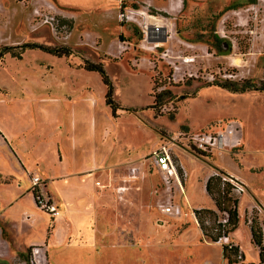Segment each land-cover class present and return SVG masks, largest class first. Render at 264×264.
Masks as SVG:
<instances>
[{"label": "rangeland", "instance_id": "obj_1", "mask_svg": "<svg viewBox=\"0 0 264 264\" xmlns=\"http://www.w3.org/2000/svg\"><path fill=\"white\" fill-rule=\"evenodd\" d=\"M231 1L0 0L1 46L71 50L57 57L29 49L0 60V169L15 175L0 174V213L15 224L13 234L0 224L11 242L0 240V264H31L32 247L40 264H229L193 212L210 205L205 178L217 170L244 186L230 235L242 254L236 264H260L250 225L258 222L264 241V91L209 84L264 83V0L221 13ZM132 6L170 37L149 41L142 17L121 20L119 12ZM212 34L225 40V51L210 45ZM85 61L101 63L109 76L114 115L106 86ZM236 124L238 147L205 155L174 144L182 132ZM164 144L186 172L181 186L154 165L153 152ZM20 157L47 181L61 214L55 222L31 191L15 200L31 182L18 176ZM64 184L74 204L61 195ZM81 200L87 203L77 209ZM170 205L180 207L179 216L165 213ZM23 211L30 220H20Z\"/></svg>", "mask_w": 264, "mask_h": 264}, {"label": "built area", "instance_id": "obj_2", "mask_svg": "<svg viewBox=\"0 0 264 264\" xmlns=\"http://www.w3.org/2000/svg\"><path fill=\"white\" fill-rule=\"evenodd\" d=\"M146 11L136 8L134 6L130 8H124L119 12V18L121 20L129 22H137V18L140 16L142 20L145 19ZM140 24V22L138 21ZM142 23V22H141ZM144 24H141V30L145 36V38H158L162 35L158 34V24H146V21L143 20ZM155 29V35L150 37V32ZM166 33L168 35L167 39L170 37V32L166 29ZM157 46V44H155ZM237 126L235 127H227L224 131L215 130L210 132H199V133H180L176 139L174 140V144L176 147L181 150H189L190 152H197L199 154H211L214 152H221L226 147L234 148L240 146V140L235 137L237 133ZM153 161L154 165L160 171L166 180L169 178H173L180 186L181 179H185L186 172L181 163H177L174 160L173 153L171 147L167 144L160 146L153 152ZM213 176L218 177L220 179L221 189L228 183L229 184V192L233 196L239 195L244 192V186L242 183L237 181L235 178L230 176L229 174L221 173L220 171H216L213 173ZM32 182V194L35 205L41 211L48 213L51 218L57 217L60 214L59 208L53 202L51 196L45 190V181L42 180L38 176H31ZM217 228L221 235L218 237V242H221L222 245H226L227 247H236L231 240L230 235L232 232H227L226 223H227V213L225 211H218L217 209ZM167 214H180V207L178 206H166L164 209ZM39 247H32V255L30 256L31 264H40L39 259ZM238 260H242L241 252H239L237 256Z\"/></svg>", "mask_w": 264, "mask_h": 264}, {"label": "trees", "instance_id": "obj_3", "mask_svg": "<svg viewBox=\"0 0 264 264\" xmlns=\"http://www.w3.org/2000/svg\"><path fill=\"white\" fill-rule=\"evenodd\" d=\"M258 0H232L228 5H226L222 11L234 10L244 5L256 4ZM210 45L213 46L217 51H225V47L227 44L225 40H223L217 34H212ZM230 44L228 46V49ZM29 49H38L45 53L57 56V57H67L71 54V50L67 47L58 46L51 47L45 46L37 43H25L19 46H1L0 45V60L4 58L5 55L9 54L11 56H19L26 50ZM83 68L86 71L97 72L100 75L102 83L106 86L105 93V104L111 108L112 114L118 108L117 103L113 100V85L112 82L104 70V67L101 63H94L85 61ZM209 85H216L221 88L227 89L231 92H245L249 90L256 91H264V83L256 84L249 81L243 82H233L229 80H223L220 82L214 81ZM159 99V95H154V103H157ZM219 171V170H218ZM221 173H224L220 171ZM229 184L227 183L223 189H221L220 179L213 175L209 176L205 183V191L211 197L215 204V209L222 212L225 211L228 215L227 223H226V231L233 232L238 224V212H237V204L238 199L236 196H233L229 192ZM194 217L199 225V228L204 237L209 238L212 242H217L218 237L221 235L217 228V213L216 210L210 208H200L194 209ZM251 231V242L258 248V259L260 264H264V246L262 239V232L258 225V223L253 220L250 225ZM222 255L227 260L229 264H236L238 262L237 256L239 254V248L236 247H227L226 245H222ZM242 256V254H241Z\"/></svg>", "mask_w": 264, "mask_h": 264}, {"label": "crops", "instance_id": "obj_4", "mask_svg": "<svg viewBox=\"0 0 264 264\" xmlns=\"http://www.w3.org/2000/svg\"><path fill=\"white\" fill-rule=\"evenodd\" d=\"M179 4V0H173V2H172V6L173 7H176L177 5ZM160 9H162V10H167L168 8L166 7V8H160ZM156 17H154V19H155ZM153 24H158V21H155V22H153ZM169 31V30H168ZM170 32V31H169ZM236 128H237V133H236V135H235V137H237L240 141H241V139H242V134L240 133V128H239V126L236 124ZM5 140V139H4ZM19 161H20V164H21V166H22V172L20 173V175H18V176H20V178H23L24 179V177L23 176H25V174H26V176H25V179H27L28 178V175H31V176H38V175H32V172L33 171H31V169H30V167H29V162L27 161V160H24L22 157H20L19 158ZM33 167H35V166H33ZM220 167V169H225V168H223L222 166H219ZM224 171H226L227 173H229V175L231 174V172L230 171H228V170H224ZM3 172H5V173H3ZM5 174L6 176L7 175H9V176H11V179L13 180V179H15V175H12L11 173H9V172H6V171H4V170H2V169H0V174ZM211 174H209V175H207L206 176V178H205V183H206V181H207V179H208V177L210 176ZM18 176H17V178L16 179H18ZM38 177H40V176H38ZM41 178V177H40ZM44 181H45V189H46V187H47V181L45 180V179H43ZM66 185L67 184H64V186H63V189H62V192H61V195L65 198V200H67V201H69V203H72V204H74L73 202H76V200L75 199H71V197H73V196H71L70 195V192H69V190H68V187H66ZM30 183H29V188L25 191V190H21V191H19L18 192V194L16 195L17 197H16V201L18 200V199H22L24 196H26L27 194H29V192L31 191L30 190ZM179 186V185H178ZM70 188V187H69ZM179 189H180V191H182L183 192V189H182V187L180 188V187H178ZM204 188H205V184H204ZM48 190V189H47ZM46 190V191H47ZM25 191V192H24ZM32 192V191H31ZM208 195V194H207ZM239 195H241L242 196V193L241 194H239ZM236 197H237V199H238V195H235ZM240 196V197H241ZM32 197H33V194H32ZM208 197H209V199H210V201H211V203H210V205L209 206H204L205 208H210V209H214L215 210V204H214V202H213V200L211 199V197L208 195ZM51 198L53 199V197L51 196ZM34 200V199H33ZM54 200V199H53ZM239 200H240V198L238 199V202H239ZM81 202H82V204H80V205H78V202H77V206H75L77 209H78V207L80 208V206H84L86 203H87V200L85 201V202H83V200H81ZM57 203V202H56ZM238 205V204H237ZM0 206H1V203H0ZM238 208V207H237ZM4 210V208L3 209H0V212L1 211H3ZM23 215V217H21V219L20 220H22V221H28V220H30V214L27 212V211H23V213H22ZM167 214V213H166ZM61 214H59L57 217H61L60 216ZM168 215H173V216H179V215H175V214H168ZM57 217H54V218H51V220L53 221V222H55V220L57 219ZM71 218H73L74 216H70ZM60 219V218H59ZM66 220V219H65ZM62 222V221H61ZM61 222H59V223H61ZM257 222V221H256ZM258 223V222H257ZM0 224H2L4 227H7V228H9V230L10 231H12V234H13V232H14V227H15V224H13L12 222H10V221H6L2 216H1V213H0ZM259 225V224H258ZM260 227V226H259ZM237 228V227H236ZM238 229V228H237ZM237 229H235L234 230V233L237 231ZM260 229H261V227H260ZM261 232H262V229H261ZM250 234H251V231H250ZM262 239H263V233H262ZM0 240H2V241H4V242H7L8 240L7 239H4L3 237H2V228H1V225H0ZM11 240V239H10ZM8 243L10 244L11 242H9L8 241ZM32 245H34L33 243H32ZM263 246H264V241H263ZM17 251H21L20 249H16ZM244 262H246V261H244Z\"/></svg>", "mask_w": 264, "mask_h": 264}, {"label": "water", "instance_id": "obj_5", "mask_svg": "<svg viewBox=\"0 0 264 264\" xmlns=\"http://www.w3.org/2000/svg\"><path fill=\"white\" fill-rule=\"evenodd\" d=\"M167 33H166V29L163 30V33L160 37L156 38V39H151V38H148L149 41H152V42H165L167 40Z\"/></svg>", "mask_w": 264, "mask_h": 264}, {"label": "bare ground", "instance_id": "obj_6", "mask_svg": "<svg viewBox=\"0 0 264 264\" xmlns=\"http://www.w3.org/2000/svg\"><path fill=\"white\" fill-rule=\"evenodd\" d=\"M158 27H159V26H158ZM158 31H159V32H157L158 34H161V33L163 32V30H162V29H158ZM155 32H156V31H155V29H154V30H152V33L150 32V34H149V35H150V37H151V36H153V35H155ZM157 45H162V44H161V43H158Z\"/></svg>", "mask_w": 264, "mask_h": 264}, {"label": "flooded vegetation", "instance_id": "obj_7", "mask_svg": "<svg viewBox=\"0 0 264 264\" xmlns=\"http://www.w3.org/2000/svg\"><path fill=\"white\" fill-rule=\"evenodd\" d=\"M30 185H31V186H30V190L32 191V182H30Z\"/></svg>", "mask_w": 264, "mask_h": 264}]
</instances>
